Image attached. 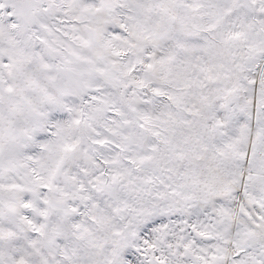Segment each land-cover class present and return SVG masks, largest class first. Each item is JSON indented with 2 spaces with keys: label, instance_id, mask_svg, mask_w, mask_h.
<instances>
[{
  "label": "snow or ice",
  "instance_id": "obj_1",
  "mask_svg": "<svg viewBox=\"0 0 264 264\" xmlns=\"http://www.w3.org/2000/svg\"><path fill=\"white\" fill-rule=\"evenodd\" d=\"M0 264H264V0H0Z\"/></svg>",
  "mask_w": 264,
  "mask_h": 264
}]
</instances>
